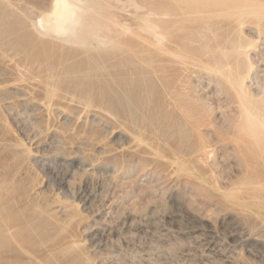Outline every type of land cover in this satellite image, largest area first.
<instances>
[{
    "label": "rangeland",
    "instance_id": "374dc122",
    "mask_svg": "<svg viewBox=\"0 0 264 264\" xmlns=\"http://www.w3.org/2000/svg\"><path fill=\"white\" fill-rule=\"evenodd\" d=\"M50 1L0 0V264H264V144L208 69L264 97V0L185 22L175 62L146 31L66 43Z\"/></svg>",
    "mask_w": 264,
    "mask_h": 264
},
{
    "label": "bare ground",
    "instance_id": "6f19581e",
    "mask_svg": "<svg viewBox=\"0 0 264 264\" xmlns=\"http://www.w3.org/2000/svg\"><path fill=\"white\" fill-rule=\"evenodd\" d=\"M220 6H223V4L219 0H172L171 2L162 0L158 6L147 0H51L50 8L43 13V16L41 14V18L39 17L38 20L45 30L54 34L58 33L59 36L64 34L62 41H66V43L95 47L116 46L114 29L122 30L128 35L137 37H142L140 31H146L151 34L159 47L160 60H163L162 62L169 60L175 62L177 59L184 60L181 54L178 55L174 51V48L178 45V31L183 28V24L203 17L205 19L203 24L210 26L214 21L210 20L213 16L225 12L219 8ZM245 9L237 10L238 14L243 17V14L257 12L250 8V10ZM237 11L235 10L234 14ZM258 12L260 13V11ZM39 29L41 30V28ZM66 32L68 37H66ZM39 34L43 35L44 32L43 34L39 32ZM91 38L96 41H90ZM252 44L248 45L251 46ZM250 46L244 48V50L238 49L242 47L241 45L232 46L231 50H234L238 55L247 56V52L251 49ZM231 52L233 53V51ZM229 66V64H221L215 61L213 65H208V69L218 75H223L228 81L229 86L242 105L244 128L247 129L248 135L258 145L264 144V97L256 98L257 96L254 97L255 94H249L246 84L248 80L246 72L235 71L233 73L232 70H229L225 74ZM216 188L219 189V187ZM10 229L11 227L6 228L4 232L8 233Z\"/></svg>",
    "mask_w": 264,
    "mask_h": 264
}]
</instances>
